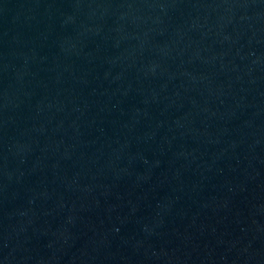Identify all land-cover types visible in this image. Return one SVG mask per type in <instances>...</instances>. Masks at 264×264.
I'll use <instances>...</instances> for the list:
<instances>
[{"label": "water", "instance_id": "95a60500", "mask_svg": "<svg viewBox=\"0 0 264 264\" xmlns=\"http://www.w3.org/2000/svg\"><path fill=\"white\" fill-rule=\"evenodd\" d=\"M0 264H264V0H0Z\"/></svg>", "mask_w": 264, "mask_h": 264}]
</instances>
